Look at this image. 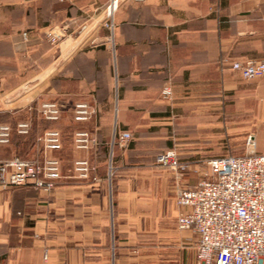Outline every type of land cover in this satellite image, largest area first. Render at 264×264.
<instances>
[{
  "label": "crops",
  "instance_id": "crops-1",
  "mask_svg": "<svg viewBox=\"0 0 264 264\" xmlns=\"http://www.w3.org/2000/svg\"><path fill=\"white\" fill-rule=\"evenodd\" d=\"M109 1L0 0V122L30 120L34 138L52 128L63 140L47 153L60 160L53 190L0 191V264H194L197 238L176 228L186 211L176 195L198 177H177L157 154L174 149L192 169L210 148L250 152L248 136L264 154V76L219 63L264 59V0H118L112 40ZM45 101L59 103L60 120L41 119ZM79 103L93 111L85 122L73 120ZM77 130L96 146L74 149ZM2 147L0 160L18 154L13 141ZM38 156L34 139L21 157ZM79 159L95 180L78 178Z\"/></svg>",
  "mask_w": 264,
  "mask_h": 264
},
{
  "label": "built area",
  "instance_id": "built-area-1",
  "mask_svg": "<svg viewBox=\"0 0 264 264\" xmlns=\"http://www.w3.org/2000/svg\"><path fill=\"white\" fill-rule=\"evenodd\" d=\"M117 1L110 0L105 7L103 27L109 31L111 40ZM22 35L24 38L28 36L26 32ZM61 37L53 29L46 33L51 45L58 44ZM219 63L222 67L237 70L244 80L264 76V59L230 61L222 58ZM161 96L170 100L171 89L164 88ZM37 111L41 119L48 122H57L62 114L56 101L40 103ZM92 112L87 104H76L73 120L85 122ZM30 130V120L18 121L14 126L0 123V146L9 145L13 133L25 136ZM115 138L120 146L125 147L131 134L121 131ZM96 144V138L85 130L72 134V146L76 150L88 151ZM246 145L250 149L248 154L210 158L206 161L207 169L199 166L191 169L190 163L179 160L174 149H166L156 156L157 165L169 169L177 177L188 171L198 177L194 187L180 190L176 195V204L186 208L177 216L176 228L191 231L197 238L194 264H264V154L254 152L252 136L246 138ZM35 146L40 152L38 157L0 160V191L28 186L50 192L55 188L61 177L60 160L47 156V153L63 148L60 131L45 129L35 138ZM73 171L82 180H95L96 167L87 159L76 160Z\"/></svg>",
  "mask_w": 264,
  "mask_h": 264
},
{
  "label": "rangeland",
  "instance_id": "rangeland-1",
  "mask_svg": "<svg viewBox=\"0 0 264 264\" xmlns=\"http://www.w3.org/2000/svg\"><path fill=\"white\" fill-rule=\"evenodd\" d=\"M2 148H7V147L3 146ZM210 150L211 152L206 153L207 157L203 162L204 164L200 166L201 169H207L206 161L210 158L224 156V155H244L249 153L245 148H210Z\"/></svg>",
  "mask_w": 264,
  "mask_h": 264
},
{
  "label": "trees",
  "instance_id": "trees-1",
  "mask_svg": "<svg viewBox=\"0 0 264 264\" xmlns=\"http://www.w3.org/2000/svg\"><path fill=\"white\" fill-rule=\"evenodd\" d=\"M0 123H4V122H0ZM5 123H7V122H5ZM11 125L14 126L15 123L12 122ZM34 139L35 138H34V135L32 134V131H30L29 134L25 135V136H21V135H18L16 133H13L11 140H10V143L13 141L15 148L19 149L16 157H21L23 154L24 148H26L28 145L32 144Z\"/></svg>",
  "mask_w": 264,
  "mask_h": 264
}]
</instances>
